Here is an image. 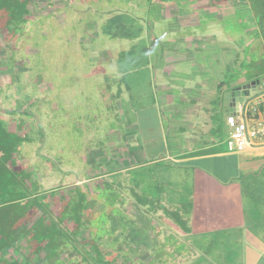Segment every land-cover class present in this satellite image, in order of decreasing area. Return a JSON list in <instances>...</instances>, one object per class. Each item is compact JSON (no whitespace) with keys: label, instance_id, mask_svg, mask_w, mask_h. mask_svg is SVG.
<instances>
[{"label":"crops","instance_id":"obj_1","mask_svg":"<svg viewBox=\"0 0 264 264\" xmlns=\"http://www.w3.org/2000/svg\"><path fill=\"white\" fill-rule=\"evenodd\" d=\"M215 1L165 11L154 22L165 40V47L155 39L152 45L157 101L148 119H127L130 132L144 125L147 134L119 170L133 200L119 209L134 215L119 235V255L133 264H264V143L242 151L226 145V116L238 109L230 98L264 79L249 65L258 26L247 2ZM7 70L0 65V102L12 90ZM159 163L169 167L158 171ZM125 227L119 221V232Z\"/></svg>","mask_w":264,"mask_h":264},{"label":"rangeland","instance_id":"obj_2","mask_svg":"<svg viewBox=\"0 0 264 264\" xmlns=\"http://www.w3.org/2000/svg\"><path fill=\"white\" fill-rule=\"evenodd\" d=\"M247 1L253 2L264 23V0H237L236 6H246ZM57 3L60 8L54 26V14L47 15L41 29L39 26L29 31L28 41L24 29L11 39L9 50L13 59L5 67L14 88L0 102V143L15 140L19 144L15 162L25 163L29 173L37 171L36 179L43 188H64L67 194L74 183L87 184L89 177L122 169L121 159L129 160L131 146L146 136L144 125L139 131L130 132L127 119H132V115L134 118V114L138 119H148L153 102L157 101L152 45L155 39L165 47V40L163 27L152 23L151 18L165 11L136 10L134 15H127L119 10V0H58ZM149 15L152 25L149 29L144 23L140 36L133 33V37L124 38L119 34L122 30L119 21L125 23L137 16L144 20ZM238 26L234 28L236 31ZM21 46L24 47L17 50ZM262 46L261 52L257 47L250 51L251 67L264 64ZM12 119L15 123L9 125ZM32 124L39 134L28 141L27 127ZM142 145L144 152L149 151ZM167 167L166 163L156 165L158 171ZM182 170L174 171L181 175ZM111 194H103L104 206L96 210L102 220L109 211L115 213L110 203H116L119 209V200ZM63 202L58 210L60 218L65 210ZM65 211L70 213V209ZM118 218L116 214V221Z\"/></svg>","mask_w":264,"mask_h":264},{"label":"trees","instance_id":"obj_3","mask_svg":"<svg viewBox=\"0 0 264 264\" xmlns=\"http://www.w3.org/2000/svg\"><path fill=\"white\" fill-rule=\"evenodd\" d=\"M199 1L201 0H119V10L127 15H134L136 10L144 13L179 11L198 7L201 5ZM6 2L5 9L10 8L8 11L13 13L12 17L20 19L25 0ZM204 2L206 4L208 0ZM215 2L213 6L223 3L218 0ZM247 2L249 5L253 3ZM10 4L12 7H9ZM207 7L210 8L211 4ZM249 8L261 29V32L257 31L252 35V46L254 49L259 48L261 52V46H264V23L261 21V13L256 11L253 4ZM150 15L145 16L144 20L133 16L134 20L128 19L125 23L119 21V29H122L119 34L124 38L133 37V33L140 36L144 23L150 27ZM159 18L160 16L151 18L152 23ZM135 23H138L137 26ZM255 69L264 72V64ZM26 138L28 141L31 139L28 133ZM20 139L22 138L19 137ZM18 145L13 139L0 143V264H116L118 261L133 264V261L118 254L121 246L117 244L119 235L126 236L125 231L131 228L132 220L125 210L121 222L124 220L126 227L116 233L119 226V218L118 222L115 219V215L119 214L116 203H110L115 213L109 211L105 220H102V216L91 210L93 201L86 199L80 186L71 187L67 194L64 188H43L36 179L37 171L29 173L25 163L15 162ZM114 181H106L100 195L110 192L112 196L118 186L119 203L125 205L128 201L129 204L131 197L121 188L128 186L131 189V185H127L124 180L119 181V184H114ZM147 200V197L142 199L141 205L146 206ZM60 202H63L65 210L70 209V213L62 210L61 218L58 216ZM170 216L179 220V213L175 210L170 212ZM81 234H86L87 237L80 239Z\"/></svg>","mask_w":264,"mask_h":264},{"label":"flooded vegetation","instance_id":"obj_4","mask_svg":"<svg viewBox=\"0 0 264 264\" xmlns=\"http://www.w3.org/2000/svg\"><path fill=\"white\" fill-rule=\"evenodd\" d=\"M58 0H25V8L24 12L21 14V18L18 19L17 17H12L13 13L8 11L10 8L5 9L6 0H0V65H3L2 63H6V65L11 64L10 61H12L13 56L10 49V43L11 39L16 37L17 31H20L21 29H24L27 34V41L29 38H31V35L29 33L30 30L35 31L37 27L41 26L40 29L44 26L43 25V18L47 15H52V23L54 26V21L56 20L57 16V9L59 4L57 3ZM12 4V3H11ZM10 4L9 7H12ZM47 18V17H45ZM15 23V24H12ZM14 26V27H13ZM20 27V29L18 28ZM32 40V39H31ZM27 45V42H26ZM24 46H21L17 48V50L22 49ZM8 69V68H7ZM17 75V74H16ZM14 88V83L11 84V89ZM13 95V91H12ZM17 95V94H16ZM15 108V107H13ZM31 118H29L30 120ZM32 120V119H31ZM30 120V121H31ZM12 124L15 123V120L12 119ZM29 124V123H28ZM32 126L27 127V133L28 136L33 140L34 137H38L39 132L34 131ZM18 135L22 136L21 131H17ZM119 175V171H111L107 172L105 174H98L94 177H89L88 180L90 183H82V184H75L73 186H80L81 190L85 193L86 199L93 201L92 209L94 212H97L96 210L100 209L102 206H104L105 198L104 196L100 195L103 191V185L106 181H111V178H115L114 184H119V177H115ZM72 186V187H73ZM61 187V186H60ZM71 188V187H70ZM69 188V189H70ZM128 189V186H122L121 190L126 191ZM119 187L117 186L116 193H113V199H118V193ZM68 191V190H67ZM131 197V195H129ZM133 202L131 197V202H129V205H131ZM122 205L119 203V206ZM123 216V212L119 209V221H121V218ZM129 217L134 216L132 213L128 214ZM118 222V220H117ZM119 224V223H118ZM84 237H87L86 234H81L80 239ZM119 254V253H118ZM122 257L121 255H119ZM125 259V258H124ZM132 261V260H131ZM116 264H122L121 262H117Z\"/></svg>","mask_w":264,"mask_h":264},{"label":"built area","instance_id":"obj_5","mask_svg":"<svg viewBox=\"0 0 264 264\" xmlns=\"http://www.w3.org/2000/svg\"><path fill=\"white\" fill-rule=\"evenodd\" d=\"M237 113L226 116L229 128L226 145L229 151H242L264 143V79L238 103Z\"/></svg>","mask_w":264,"mask_h":264},{"label":"water","instance_id":"obj_6","mask_svg":"<svg viewBox=\"0 0 264 264\" xmlns=\"http://www.w3.org/2000/svg\"><path fill=\"white\" fill-rule=\"evenodd\" d=\"M256 83H257V81H252V82L247 83L246 85H244L243 90H242L238 95L233 96V97L230 98V101L232 102V105L235 106V104H236L237 102L239 103V99H240L241 96H246V95H248L246 89H247V88H250L251 86H252V87H255ZM245 87H246V89H245ZM230 110H231V111H236L237 109H236V107H231ZM39 148H40V147H39ZM38 150H39V149H38Z\"/></svg>","mask_w":264,"mask_h":264}]
</instances>
